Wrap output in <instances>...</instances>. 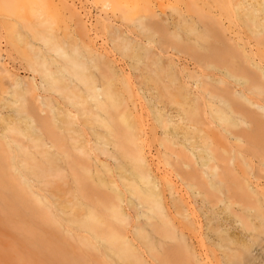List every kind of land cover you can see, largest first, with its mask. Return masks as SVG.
Wrapping results in <instances>:
<instances>
[{
	"label": "rangeland",
	"instance_id": "obj_1",
	"mask_svg": "<svg viewBox=\"0 0 264 264\" xmlns=\"http://www.w3.org/2000/svg\"><path fill=\"white\" fill-rule=\"evenodd\" d=\"M251 5L264 7V0H0V264H264V110L249 109L240 96L264 97L242 90L244 58L258 72L253 62L264 67L258 39L264 31L249 24ZM257 13L264 23V10ZM155 23L174 37V32L192 36L202 51L211 43L223 48L237 76L221 63L198 66ZM211 25L217 36L218 27L224 29L226 37L218 40ZM201 32L204 38L198 39ZM56 41L66 55L52 49ZM68 52H76L82 66L72 73L63 67L70 95L32 71L40 54L50 61L57 56L55 69L70 67ZM83 70L102 88L103 100L113 103L108 112L97 110L78 74ZM34 73L39 87L29 83L27 96L40 118L28 121L35 133L30 135L13 127L11 118L17 121L24 110L20 89L12 103V82L34 83ZM225 85L243 99L244 110L224 107L217 94ZM74 93H83L93 115ZM216 106L237 123L220 119ZM182 116L212 117L215 123L191 126ZM123 117L128 124L121 131L129 129L141 144L161 210L150 208L153 203L121 173L119 164L131 169L136 161L130 143L124 153L113 125ZM71 119L76 132L67 125ZM213 147L216 159L207 161ZM182 163L197 175L183 176ZM138 179L139 187L150 189ZM175 203L188 214L189 229L174 224L177 216L184 218ZM120 205L127 218L117 213ZM82 218L92 224L80 226ZM240 218L246 224L241 232L248 233L243 237L234 228ZM156 226L162 231L155 232Z\"/></svg>",
	"mask_w": 264,
	"mask_h": 264
},
{
	"label": "bare ground",
	"instance_id": "obj_2",
	"mask_svg": "<svg viewBox=\"0 0 264 264\" xmlns=\"http://www.w3.org/2000/svg\"><path fill=\"white\" fill-rule=\"evenodd\" d=\"M260 9L264 10V7H262L260 5L259 7L255 8L253 5H251V6H249V13H246V15L249 18V24L253 25L254 28H257V31L259 33L264 31V23L263 22H259V20H258L259 14L257 12ZM245 21H246V19H244V22ZM156 25H159V27L158 26L157 27L162 29V31H164L165 34H167V35L170 34V37L167 38L169 40V44L173 41V43L170 44V45H173L177 49H178V46H182V47H180V48H182V51H185L184 49L187 48L186 51L189 50V52H191V54H192V55L188 54L189 57H191V59L194 60L195 63L198 66L204 67L206 65V63H209V64L212 63L215 66H218V64L221 63L226 68H229L228 74L231 73V74L237 76L236 73H235L237 71V70H235V69H237V67L235 65H233L234 63L231 60H229V62H226V61H228L229 58L226 59L227 57H224L226 55L223 52L224 51L223 48L221 50L218 49L216 47L217 45H215V43L213 44V46H210L212 44L211 43V44H208L209 47L207 46V48H204L205 51H202L203 48L197 46V44L193 41V37L192 36L185 37V36L181 35L184 38V40L182 41V38L179 35V33L174 32V35H175V37H174V36H172L173 33L171 31H168V27L166 25H162V24H156ZM211 28L213 29L214 27L212 26ZM218 28L220 29V30L218 29V36L216 35V33H214V32H217V30H215V28L212 30L213 33L219 38L218 40H220L221 38H225L226 36H224V37L222 36V34L225 35L224 29H222L220 26ZM189 30H195V29L192 26H189ZM170 32L172 33V35H171ZM165 34H163L162 37L163 36L165 37ZM171 36H172V39H171ZM178 36H180L181 40L176 38ZM197 37H198V39L200 37L204 38V34L202 32L201 33H197ZM217 37H215V38H217ZM258 39H259V41L261 43L264 44V34H259L258 35ZM170 40H172V41H170ZM175 40L176 41L177 40L180 41V42L177 41L179 43V45L177 44V42ZM186 40H188L190 42H193L194 44L193 43L191 44L188 41H187L188 42L187 43V42H185ZM163 41H164V39L162 40V42ZM183 43H185V44H183ZM52 49L55 50V52L59 51L62 54H65V55L67 54L66 49L64 47H62V45H59L58 41H56L55 46L52 47ZM180 51H181V49H180ZM217 52H218V54H217ZM222 53L224 54V56H222L223 55ZM50 55H52V54H50ZM68 55H69L68 63L70 64V67L67 64L64 63L63 65L58 67V69H55L56 63H58V61H59L58 57L52 55L53 56L52 57V61H50L46 56H43L42 54H40L39 55V60L32 62V66L34 67V69H32V71H34L36 73L38 71V73L41 74L40 76L46 77V83H48V85L50 87L61 89V90H63V92H65V93L70 95L73 89L72 90L68 89L69 85H70V83H69L70 81L66 78V76L64 74H62L63 71H65V69H63V67H65L66 70H68V72L72 73V71H73L75 66H79V65L81 66V62L79 61V57L76 54V52H72V53L68 52ZM219 55H221V57ZM230 55H232L231 52H229V56L228 57H230ZM213 56L214 57L218 56V58L220 57V58H224V59H220L219 58V60L216 61L217 57L212 59ZM221 60H222V62H221ZM244 61H247V62L245 64L246 66L244 65L245 68L243 67L244 69H241V73L244 74V75L241 76V78H243L244 82H245V85H244L242 90L243 91L244 90L245 91L249 90V93H253V94L257 93L256 95H258V96L259 95H263L264 94V67L263 66H259L257 63L253 62L252 64L255 67L260 68V70L258 72L257 70H255V69L251 68L249 65H247V63H249V60H246V58H244ZM231 65H232V68H231ZM30 66H31V64H30ZM32 66H31V68H32ZM83 69H85L84 66H83ZM242 70H244V71H242ZM78 74H79L80 78H82L83 80L85 79L87 81L88 90L91 91V97L96 102L97 110H101L102 109V110H105V111L108 112V106L113 105V103L110 101L111 96L108 95L109 93H106L107 94L106 96H107V98L109 96V101L110 102H108V99H106V101H104L103 98H102V95H103L102 91L103 90H102V88H100L96 84L95 80L90 75H86L84 70H83V72H80ZM213 75H216V72H207V76L211 77ZM33 77H34V80H35L34 83H31L29 81H25L27 83V84H25L21 79H17L14 82H12L13 87H14V90H13V93H12V95H13L12 96V103H16L18 101V100L15 99L14 96L17 95V90L20 89L19 90V93H20L19 95H20V98H22L21 109L24 110V111H19L20 112V117L17 118V121L14 120L13 118H11L12 122H14L13 123V127L17 128L23 134H30V135H34L35 133L31 130V126L28 123V121H30V120L35 121V120H38L40 118V116L38 115V111L36 109H34V108H30V106H29V98L27 96V92L32 91L31 85H33L34 89H35V87L36 88L39 87V83L37 82V79L35 78L36 77L35 73H34ZM40 82L43 83L42 80ZM209 84H211V83H209ZM42 85H44V83ZM202 86H204V83L201 85V87ZM15 89H17V90H15ZM96 89H98V90H96ZM186 93L188 94V92H186ZM233 93H234V90L229 88V87H227V85H225L222 88L220 94H217V95L221 96V97H218L219 100L224 104V107L227 108L229 111L244 110V108H243V106H244L243 99L249 101V109H250V106L254 105L257 108L264 110V97L262 98V101L254 100L252 97H249V99H248L245 96V94L242 93L240 96L243 99L239 98V97H238L239 99H237V97H233L231 95ZM35 95H37V94H35ZM74 96L82 104V106H83L84 110L86 111V113H91L92 114V110L90 109V107H88V105H87L88 102L86 100V97L83 95V93H74ZM25 110H29V111H25ZM215 112L218 114L219 118L222 119L224 122L235 123V124L237 123V121L232 116L227 115L226 110L224 108H222L221 106H216ZM198 114H199V112H198ZM97 116H100V115H98V113H97ZM184 118H186L187 123H189L191 126H195V124L198 125L199 123L200 124L201 123L202 124H211L213 122L215 123V120H213L212 117L209 120H206V117L203 118V117H199V116H196V117L195 116L194 117H192V116H190V117L182 116L183 120H184ZM168 121L174 122V126L177 127L178 122L173 121V119L170 118V117L168 118ZM63 122L66 123L65 120H63ZM67 123H68L67 125H69L70 129L73 132L77 131V128L75 126L76 122L74 120H72V119L71 120H67ZM24 124H25V126H23ZM125 124H128V120L125 117H123V119H120V120L119 119L118 120L115 119L113 125H114V127L116 129L117 134L121 136V147H122L124 153L125 154L127 153L126 152V148L129 145V143H130V145H131V149L130 150L135 152L134 159H136V161L131 164V167H132L131 169H129L128 167H126L123 164H119L121 173H122V175H123V173H126V174L128 173L127 175H129L128 177L131 178V184H133L134 190L139 192V196L141 198H143L146 201L147 200L151 201L153 203V205H150V208H154V209L158 208V209L161 210V202H160V195L161 194L156 189V184L153 182V180L151 179V177L149 175V168L147 167V165L145 163L146 158L143 156L142 146H141V144H139L136 141L137 140L136 135L134 133L130 132L129 129L126 131V133H123L121 131V125L125 129ZM215 127L216 126H214V127L210 126V129H213ZM203 132H205V131L203 129L199 128V133H203ZM0 133H3V131L1 130ZM209 133H212V132H209ZM213 133L215 135L217 134V132L215 130H213ZM205 135L206 134H204V136ZM192 138L193 137H191L190 139H192ZM5 142H6L7 145H9V142L7 141V139L5 140ZM192 144H194V143L192 142ZM133 147H135V148H133ZM20 151L22 152L23 156L26 155V147H25V149L21 148ZM213 152H215V154L217 153L215 147H213L211 149V151H210V154H208L207 161H212V160L216 159V156H215V154H213ZM186 164L188 166H190L189 163H186ZM205 164L209 165L208 162H206ZM179 169H180L181 174L183 176H185V177L192 178V177H195L197 175L196 169H193V168L189 169L188 167L185 168L183 166V163H182V165L179 166ZM211 169H212L213 178L215 179L218 176L219 165L217 163H214L213 165H211ZM138 177H140L141 180L145 179L146 182L148 183V187L147 188L150 187V189H143V187H139L140 185H139ZM112 183L114 185H116L114 178L112 179ZM117 192H118V195H117L118 199L119 200H123L122 192L119 191V189L117 190ZM133 205H134V203H133ZM134 207H135V205H134ZM175 212L177 213V215H179V214L183 215L184 218H180V215L177 216L175 218L174 224L178 223L179 226L184 227L186 229H189L188 222H187V220H189L188 219V214H186L185 212L181 211L180 206L178 204H176V203H175ZM117 213L119 215H124L125 218L128 217L127 213L123 210L121 205H120V207H118ZM237 223L238 224L235 225L234 228L236 229L237 232L242 233V235H240L239 237H241V236L243 237L244 235L246 236L248 234V233H246L247 231L241 232V228L245 229V226H246V224L244 223L242 218L237 220ZM78 224L80 226H82V227H87V226L91 225L92 223H91V221L89 219L82 218V219L78 220ZM154 229H155V232H158V233L162 231V229L157 227V226ZM119 235L124 237L126 235V231L124 229H120V234ZM144 237L146 239H148L147 243L149 244L150 248L153 250V244H152L151 240H149L148 235H145ZM128 249L129 248H127V247L125 248V250L123 249V251L125 252L124 253L125 257H128L127 254H126V253H128L127 252ZM153 257H156L155 253H154ZM128 258H130V256ZM186 261H188V259H186ZM188 262L189 263H187V264H193L191 261H188ZM163 264H172V263L171 262H165Z\"/></svg>",
	"mask_w": 264,
	"mask_h": 264
}]
</instances>
